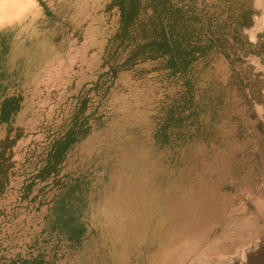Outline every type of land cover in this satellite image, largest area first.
<instances>
[{
	"label": "rangeland",
	"instance_id": "1",
	"mask_svg": "<svg viewBox=\"0 0 264 264\" xmlns=\"http://www.w3.org/2000/svg\"><path fill=\"white\" fill-rule=\"evenodd\" d=\"M43 1L73 32L50 25L38 0H0V69L24 96L11 132L24 137L0 194V264H264V0H241L254 14L235 65L216 56L198 83L225 93L210 136L156 141L180 85L158 64L119 75L106 124L57 177L89 175L79 247L50 228L60 184L33 178L37 156L102 72L115 21L102 13L108 0ZM6 135L0 126V142Z\"/></svg>",
	"mask_w": 264,
	"mask_h": 264
},
{
	"label": "trees",
	"instance_id": "2",
	"mask_svg": "<svg viewBox=\"0 0 264 264\" xmlns=\"http://www.w3.org/2000/svg\"><path fill=\"white\" fill-rule=\"evenodd\" d=\"M38 3L50 25L57 21V29L64 35L73 32L68 22H61L50 11L47 1ZM102 13L115 21L102 57V72L89 88L85 85L80 90L70 118L55 129L37 156L40 166L33 178L39 182L53 178L54 186L60 184L50 228L74 247L81 245L87 232L81 218L91 182L89 175L57 177L74 149L106 124L103 106L119 75L135 72L144 64H158L155 70L165 74L170 85L180 87L156 131V141L168 145L172 138H206L210 136L208 130L225 117V93L220 88L215 90L211 80L205 87L198 83L216 56L223 55L235 65L236 50L244 46L241 32L251 27L254 14L241 0H108ZM7 43V38H0L4 50ZM5 79L0 69V126H7V135L0 142V194L13 166L11 150L24 137L19 131L11 136L24 96L17 85H5ZM10 87H14L13 92H9Z\"/></svg>",
	"mask_w": 264,
	"mask_h": 264
}]
</instances>
